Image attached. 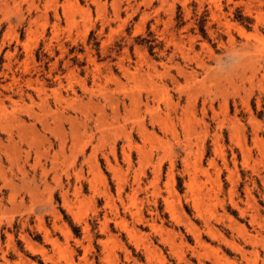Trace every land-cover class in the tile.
I'll return each mask as SVG.
<instances>
[{
    "label": "rangeland",
    "instance_id": "rangeland-1",
    "mask_svg": "<svg viewBox=\"0 0 264 264\" xmlns=\"http://www.w3.org/2000/svg\"><path fill=\"white\" fill-rule=\"evenodd\" d=\"M0 264H264V0H0Z\"/></svg>",
    "mask_w": 264,
    "mask_h": 264
}]
</instances>
